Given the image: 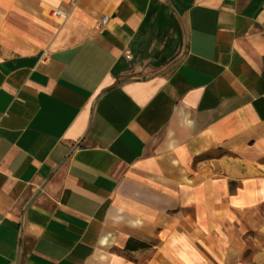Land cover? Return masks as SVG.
I'll list each match as a JSON object with an SVG mask.
<instances>
[{"label": "crops", "instance_id": "1", "mask_svg": "<svg viewBox=\"0 0 264 264\" xmlns=\"http://www.w3.org/2000/svg\"><path fill=\"white\" fill-rule=\"evenodd\" d=\"M254 233L264 0H0V264H264Z\"/></svg>", "mask_w": 264, "mask_h": 264}, {"label": "rangeland", "instance_id": "2", "mask_svg": "<svg viewBox=\"0 0 264 264\" xmlns=\"http://www.w3.org/2000/svg\"><path fill=\"white\" fill-rule=\"evenodd\" d=\"M159 40H160V38H159ZM155 44H156V46L158 48H162V42L158 41L157 43L155 42ZM167 46L168 45H165V47H164V49L166 51H167V48H168ZM153 49L156 50V47H153ZM163 53L158 52L155 55V57H149V58L145 59L146 60V64L152 69V71L155 70L156 68H159L161 63H162V60H165L166 55H164L165 53L164 54ZM178 53H179V50H177V48H175V52L173 53L172 57L167 59L166 64L169 63L170 60L175 58L176 55H178ZM254 236H256L257 238L261 239L262 241L264 239V236L260 235L258 233H254ZM109 250H113V249H105L106 252L109 251ZM114 250H115V252H119L118 249H114ZM254 255H255V248L251 244H248L246 246V248L241 252V258L244 260V262L246 264H256L255 262H252V259H253Z\"/></svg>", "mask_w": 264, "mask_h": 264}, {"label": "built area", "instance_id": "3", "mask_svg": "<svg viewBox=\"0 0 264 264\" xmlns=\"http://www.w3.org/2000/svg\"><path fill=\"white\" fill-rule=\"evenodd\" d=\"M68 12L66 10L63 9H52L50 11V15L54 18H58V19H65L67 17ZM108 17L106 15H103L100 19V25H103L106 23ZM123 57L126 59H130L131 55L128 51H124L122 53Z\"/></svg>", "mask_w": 264, "mask_h": 264}, {"label": "trees", "instance_id": "4", "mask_svg": "<svg viewBox=\"0 0 264 264\" xmlns=\"http://www.w3.org/2000/svg\"><path fill=\"white\" fill-rule=\"evenodd\" d=\"M145 245L143 243H134L130 244V241H128L124 247L125 250H133L137 247H144Z\"/></svg>", "mask_w": 264, "mask_h": 264}]
</instances>
